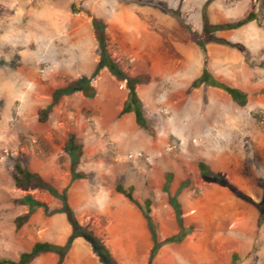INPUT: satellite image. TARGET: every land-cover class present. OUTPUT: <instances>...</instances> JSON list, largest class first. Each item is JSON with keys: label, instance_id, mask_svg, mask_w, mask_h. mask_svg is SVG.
<instances>
[{"label": "rangeland", "instance_id": "rangeland-1", "mask_svg": "<svg viewBox=\"0 0 264 264\" xmlns=\"http://www.w3.org/2000/svg\"><path fill=\"white\" fill-rule=\"evenodd\" d=\"M252 10L251 23L216 33L247 53L213 43L204 52L186 27L201 33L204 14L212 24H228ZM93 17L105 23L107 50L122 69L149 77L137 92L152 133L136 125L133 113L119 116L125 82L107 68L93 76L101 60ZM206 59L217 80L248 94L245 107L220 89L192 87ZM78 80L94 86L95 97L81 89L66 93L42 120L54 93ZM71 134L83 146L77 169L83 180H72ZM200 161L253 202L205 182ZM16 162L52 190L17 188ZM118 185L134 187L141 205L151 199L160 241L179 232L170 199L181 203L186 236L163 246L153 264H264V225L255 205L264 192V0H0V260L16 261L37 242H67L66 188L79 224L105 244L108 215L139 209L116 192ZM27 197L39 205L17 229L16 219L29 211L18 201ZM150 253L139 264H148ZM128 258L115 257L137 264ZM58 261V254L45 253L31 264ZM62 264L101 262L77 238Z\"/></svg>", "mask_w": 264, "mask_h": 264}, {"label": "trees", "instance_id": "trees-1", "mask_svg": "<svg viewBox=\"0 0 264 264\" xmlns=\"http://www.w3.org/2000/svg\"><path fill=\"white\" fill-rule=\"evenodd\" d=\"M254 2L257 0H253ZM73 12H77L78 9L75 5L72 6ZM175 16L179 17V13L177 11L172 12ZM256 19V14L254 10H252L244 19L237 21L235 23L228 24H212L206 14H204V26L203 31L201 33L197 31H192L190 26H186L191 31V36L193 42L199 46L204 52L208 44H219L223 46H227L234 49H239L247 53L245 46L242 44H231L224 39H220L216 36V33L227 30H236L239 29ZM92 26L95 32V36L97 42L99 44V49L101 52V60L98 63L93 76H96L100 70L103 68H107L109 72L119 81H123L126 84L128 89V98L123 105L122 110L120 111L119 116H124L126 114L133 113L135 116L136 125L149 133L153 132V129L144 114V104L140 99L137 87L143 84H147L149 82V77L145 75H137L132 76L126 73L120 64L110 55L107 50V36H106V25L105 23L97 17L92 18ZM85 79V78H84ZM82 80L71 82L65 89L57 90L52 99V103L50 106L44 111L42 120L48 116L52 110L57 106L60 98L66 93L72 92L74 90L81 89L83 95L86 98L95 97L97 91L94 86L89 83L82 84ZM207 86L220 89L226 92L233 102H235L240 107H245L248 104V94L243 90L238 88L229 86L219 80H217L213 74L208 70L207 67V59L204 63V69L202 74L193 82V88H199L200 86ZM68 146L72 152L76 154V158L71 165L72 172V180H83L86 178V175L82 172L77 171L81 157L83 156V146L76 141L75 135L71 134L68 139ZM198 168L200 171L201 178L208 183H215L223 187H227L230 189L235 195L238 197L253 202L248 196H246L240 189L234 186L231 182H229L224 176L214 173L208 164L204 161H200L198 163ZM170 177V176H169ZM13 180L15 186L24 191L30 189H46L52 190L51 185L46 182L43 177L28 169L26 166H23L21 163L16 162L13 167ZM170 181V178L167 179V183ZM67 188L64 190L61 198L65 203V209L62 211L67 214L69 223L72 226V233L69 236L67 242L64 245H56L48 242H37L29 252L22 253L18 260H8L1 259L0 264H31L38 256L45 253H56L59 255V261L57 264H62L65 256L70 251L73 242L77 238H84L90 245L92 246L94 254L98 257L101 264H119L115 257L112 255L108 247L104 244V242L97 237L93 232L81 226L75 216L74 211L68 204L67 200ZM116 192L121 193L129 200L131 203L135 204L144 214L151 235L153 239V247L149 256L148 264H153L154 259L156 258L159 250L169 244H179L181 243L186 236V229L184 228L181 220V203L175 199H170L171 205L175 210L178 224L180 226V230L177 234L164 239L163 241L159 240V234L157 225L154 222L153 217L151 216V199L147 198L144 201V204L141 205L137 200H135L133 196L134 187H129L127 190H124L121 186H116ZM19 204L28 205L29 211L28 213L19 216L15 225L17 229H21L30 219L32 214L38 208V203L35 202L31 197H27L25 199L19 200ZM259 211V225H264V192L263 198L261 202L255 203ZM238 259V255H233V260Z\"/></svg>", "mask_w": 264, "mask_h": 264}, {"label": "crops", "instance_id": "crops-1", "mask_svg": "<svg viewBox=\"0 0 264 264\" xmlns=\"http://www.w3.org/2000/svg\"><path fill=\"white\" fill-rule=\"evenodd\" d=\"M105 245L116 258L129 257V262L141 263L151 251L150 230L147 220L139 209H117L109 214L106 223Z\"/></svg>", "mask_w": 264, "mask_h": 264}]
</instances>
